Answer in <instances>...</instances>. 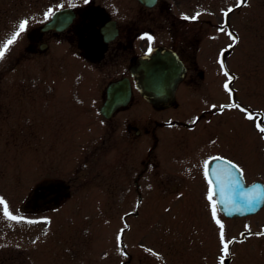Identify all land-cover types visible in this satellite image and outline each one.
Masks as SVG:
<instances>
[{
  "label": "rangeland",
  "instance_id": "374dc122",
  "mask_svg": "<svg viewBox=\"0 0 264 264\" xmlns=\"http://www.w3.org/2000/svg\"><path fill=\"white\" fill-rule=\"evenodd\" d=\"M85 1L0 0V49L28 21L0 58V199L19 218L0 205V264H264V205L225 217L202 172L219 154L264 182V0H222V18L211 14L216 0H179L180 12L221 27L209 29L210 82L178 88L162 109L135 91L111 120L99 108L126 73L121 58L91 63L39 30L55 9ZM95 1L119 18L137 5ZM218 102L220 114L200 116ZM127 121L141 125L135 138ZM54 192L65 197L51 207Z\"/></svg>",
  "mask_w": 264,
  "mask_h": 264
},
{
  "label": "flooded vegetation",
  "instance_id": "af4514ba",
  "mask_svg": "<svg viewBox=\"0 0 264 264\" xmlns=\"http://www.w3.org/2000/svg\"><path fill=\"white\" fill-rule=\"evenodd\" d=\"M221 1L216 0L217 5L211 7V14L219 15L222 18L224 5L221 4ZM136 2L135 8L130 7L129 3L120 7L121 18L112 13L107 1L99 3L95 0H86L78 6L64 5L62 7H72L75 16L62 30L46 31L51 36H58L60 47L65 53L78 54L91 63L98 62L105 57L121 58L126 73L109 82L127 77L131 86V97L127 103L116 106L111 115L106 118L107 120L113 119L117 111L128 106L135 91L142 98L149 100L154 107L170 103L176 104L172 101L173 97L168 95L169 93L155 95L153 92H146L147 94L143 95L139 89L145 85H158L157 80H146L147 76L151 74L159 77L147 65V62L155 57L157 65L155 70L165 68L166 63H162L167 59L166 53L168 55L172 53L175 60L181 62L183 73L178 78L175 77V74L168 79V82L161 83L162 86L169 88L173 86L176 78L174 95L178 88L204 89L210 82H208L207 64L203 63L204 57L209 56L210 52L209 29L215 27L217 30L215 32L221 29L212 20V15L209 14L210 17H207L199 13L202 11H196L195 14L198 15L189 16L187 13L180 12L177 10L181 2L179 0H156L152 5H147L140 0H136ZM193 3L191 2V4ZM174 6L175 8H173ZM111 20L114 21L113 28H116L114 35L111 34V31L105 33L102 30V27ZM50 41L44 42L49 44ZM219 50L220 46L216 51ZM205 60L207 62V58ZM217 104L218 106L202 110L200 116L212 117L220 114L224 107L221 102ZM159 109L162 108L159 107ZM140 126L134 121H127L124 128L127 138H135L140 133ZM60 194L48 193V200L44 202L48 206L54 207L56 204L52 203V200L65 197Z\"/></svg>",
  "mask_w": 264,
  "mask_h": 264
},
{
  "label": "water",
  "instance_id": "95a60500",
  "mask_svg": "<svg viewBox=\"0 0 264 264\" xmlns=\"http://www.w3.org/2000/svg\"><path fill=\"white\" fill-rule=\"evenodd\" d=\"M140 1L147 5H152L156 0ZM74 15L75 13L70 7L57 9L39 30H61L67 26ZM113 26L114 21L111 20L102 27V30L105 33L111 31V34L114 35L116 33V28H113ZM44 46V43L40 44L41 48ZM166 54L167 59L162 63H166L165 68L161 70H155V68H157L155 64L156 57L147 62L149 69L155 71L159 77L154 74L147 76V81L157 80L158 85H156L157 87L155 85H145L143 88L139 87L143 95H146V92H153L155 95L169 93L168 95L171 97L174 96L175 80L183 73L184 69L181 62H177L172 53L170 55H168V53ZM174 75L177 77L174 80L173 86L169 88L162 86L161 83L168 82V79L172 78ZM130 95L131 86L127 77L111 81L106 86L105 99L100 107V112L106 117L110 116L116 106L125 104L129 101ZM229 161L231 164L237 166L233 161L220 156H213L206 162V177L208 181L211 182L212 191L219 210L226 216L245 215L256 212L264 203V183L261 180H254L250 183H246L244 178L239 176L236 168L231 167L228 163Z\"/></svg>",
  "mask_w": 264,
  "mask_h": 264
},
{
  "label": "snow or ice",
  "instance_id": "6c2138e0",
  "mask_svg": "<svg viewBox=\"0 0 264 264\" xmlns=\"http://www.w3.org/2000/svg\"><path fill=\"white\" fill-rule=\"evenodd\" d=\"M241 3H243V0H241ZM239 6V5H238ZM232 11V9H229V12ZM227 15V13H226ZM185 19H187V17H185ZM27 23L28 21L27 20H24L20 23L19 25V31L16 32L14 34V36L12 37V39H10L7 44L4 46V49H0V58H2L4 56V53L5 51L7 50V46L12 44L13 41L16 39V37H18L20 35V33H22L23 31H25V28L27 26ZM226 76H228V73L226 72L225 73ZM229 79H231V77H229ZM225 87L227 88V84L225 85ZM232 107H239V105H232ZM241 111H244V109H241ZM248 119H252V116L249 115L248 116ZM257 128L262 132L264 133V127H262L260 124H257ZM231 167L233 168H236V171L239 173V176L242 178L243 177V171L240 170L236 165H233L231 164V162L229 161L228 162ZM205 175L207 176V172L205 173ZM211 184V182H209ZM212 196H213V191H212V188L210 186L209 188V196H208V199L211 201L212 200ZM0 205H4V214L11 220H18L19 218L16 217V216H13L11 215L8 210H7V205L5 204L4 200L3 199H0ZM216 215V209H215V204H213V216L215 217ZM217 223L219 224V221H217ZM221 227V242L223 244V251H224V254L227 255L228 254V244L227 243H224V233H223V225H220ZM221 264H223V260L221 261Z\"/></svg>",
  "mask_w": 264,
  "mask_h": 264
}]
</instances>
